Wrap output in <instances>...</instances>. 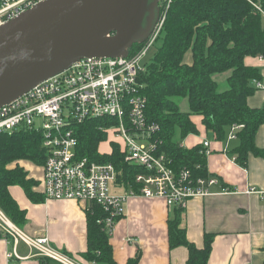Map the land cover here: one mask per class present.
I'll list each match as a JSON object with an SVG mask.
<instances>
[{
  "label": "trees",
  "instance_id": "1",
  "mask_svg": "<svg viewBox=\"0 0 264 264\" xmlns=\"http://www.w3.org/2000/svg\"><path fill=\"white\" fill-rule=\"evenodd\" d=\"M260 2L264 8V0ZM166 14L163 30L155 42L160 45L140 76L147 101L145 114L150 122L156 121L160 126L153 136L159 140V151L171 160L169 165L175 172L187 167L197 177L208 176L207 157L200 152L203 143L192 148L181 143L187 135L199 132L192 119L199 114L207 131L220 141L228 138L233 126L242 124L236 131L239 144L230 152L238 164L246 166L251 154L264 157V149L255 141L257 131L264 125V107L252 108L248 104V97L258 88L253 80H260L261 73L246 63L247 57L264 58L262 13L248 0H175ZM142 45H134L129 54L137 53ZM188 52L191 62L185 59ZM224 72L230 73L229 87L221 91L215 75ZM176 98L188 100L189 110H181ZM102 123L96 119L80 126L78 155L113 162L119 171V184L137 187L135 178L144 171L143 167L125 162L115 144L111 154L99 153V143L107 138L100 128ZM25 158L44 164L41 135L25 129L0 133V207L19 228L27 223V212L18 205L9 188L21 186L34 203L45 200L43 192L35 190L40 182L19 162ZM89 206L88 249L83 257L92 262L117 264L111 235L99 222L103 211L95 203ZM182 214L183 210L175 207L174 217L168 221L170 248L187 246L186 264H209L214 235L206 233L204 246L197 247L187 239ZM42 258V264H51L47 259L56 262ZM137 258L129 259L128 264H136Z\"/></svg>",
  "mask_w": 264,
  "mask_h": 264
},
{
  "label": "built area",
  "instance_id": "2",
  "mask_svg": "<svg viewBox=\"0 0 264 264\" xmlns=\"http://www.w3.org/2000/svg\"><path fill=\"white\" fill-rule=\"evenodd\" d=\"M43 1L46 0H0V27ZM174 1L160 0V17L154 31L134 55L82 57L0 108V133L25 129L41 135L45 152V199H74L87 203V209L95 203L103 211L99 222L110 235L116 220L124 215L130 197L160 196L170 208L185 210L190 199L212 195L210 188L219 182L214 175L197 177L187 167L175 172L169 165L171 160L159 151V140L153 138L160 130L159 124L150 122L145 114L147 101L140 82L144 65L140 61L156 44ZM248 1L264 16L260 0ZM253 83L258 88L262 86L257 79ZM96 119L103 121L100 128L107 135L111 127L116 126L114 131L121 142L113 143L119 147L125 162L143 167L144 171L135 178L137 187L129 186L122 194L112 192L110 184L119 183L116 165L78 155V129L83 123ZM241 127L242 124L233 126L228 139H235ZM209 146L210 143L204 141L200 152L207 155ZM98 150L100 154H107L100 147ZM230 190L235 189L224 188V192ZM0 232L16 239L8 254L10 261L14 257L22 258L17 248L21 239L36 250L33 255L62 264H79L67 253L49 246L47 237L31 238L21 234L1 208Z\"/></svg>",
  "mask_w": 264,
  "mask_h": 264
},
{
  "label": "crops",
  "instance_id": "3",
  "mask_svg": "<svg viewBox=\"0 0 264 264\" xmlns=\"http://www.w3.org/2000/svg\"><path fill=\"white\" fill-rule=\"evenodd\" d=\"M186 61H192L191 53ZM246 63L260 70L261 79L258 81L262 84L248 97V104L252 108H263L264 59L247 57ZM229 74L224 72L215 78L221 91L229 87ZM199 116V122L194 116L192 119L200 136H190L184 143L189 148L204 141L210 143L206 168L208 174L216 176L219 182L210 188L212 195L190 199L183 210L182 224L187 229V239L201 248L205 244V234L214 235L209 264H264V157L251 154L246 166L238 164L230 154L238 141L217 140L212 132L207 131L202 116ZM255 141L264 149V125L257 131ZM29 175L32 176L30 172ZM40 184L35 190L44 194L43 184ZM227 186L235 190L224 192ZM112 188V192L118 194L127 190L119 183H113ZM251 188L255 192H248ZM9 191L27 212V223L18 227L21 234L31 238L45 236L49 246L70 257L84 264L99 263L83 257L88 249L87 203L74 199H45L34 203L19 185H12ZM126 202L125 213L116 220L110 238L117 264H128L129 259L137 256L136 264H186L188 247L170 248L169 244L168 221L174 217L175 207L170 208L160 196L130 197ZM18 240L17 248L22 258L14 257L10 261L8 254L16 239L5 234L0 236V264H42L43 258L33 255L36 250ZM47 260L51 264H62Z\"/></svg>",
  "mask_w": 264,
  "mask_h": 264
},
{
  "label": "water",
  "instance_id": "4",
  "mask_svg": "<svg viewBox=\"0 0 264 264\" xmlns=\"http://www.w3.org/2000/svg\"><path fill=\"white\" fill-rule=\"evenodd\" d=\"M159 3L46 0L10 20L0 27V108L82 57L127 56Z\"/></svg>",
  "mask_w": 264,
  "mask_h": 264
},
{
  "label": "rangeland",
  "instance_id": "5",
  "mask_svg": "<svg viewBox=\"0 0 264 264\" xmlns=\"http://www.w3.org/2000/svg\"><path fill=\"white\" fill-rule=\"evenodd\" d=\"M151 1H153V0H151ZM152 14H154V17L151 20V22L149 24L144 22V26L142 28L143 29L142 35L144 36V40L147 39L151 35V33L154 31V28L156 26L157 21L159 20L158 6H154V8L152 9ZM147 28L149 30H147ZM159 45H160V43L157 42V44L152 46L147 51V53L142 57V59L140 61L141 65H145V64L149 63L152 60L153 55L156 52V50H157ZM187 54L190 55V53H187ZM187 54L185 56L186 58L189 57V55H187ZM216 76H218V74L215 75V78H216ZM220 89L222 90L221 86H220ZM175 100H177L179 102L181 110H184V111H188L189 110L188 100H186L185 98H182V99L176 98ZM193 116H194L195 121L198 120V122H199L200 116L198 114L197 115H193ZM115 129H116V126H112L111 129H110L111 132H110V134L107 135V138L99 143L100 150L103 153L111 154V152H113V149H114V145H113L114 143L113 142H118V143L121 142V139L119 137H117L116 134H115V131H114ZM190 136L191 137L194 136V137L197 138L200 135L198 133L197 134H189V135H187L186 138H184L183 141L181 142L185 147H187V145H185L184 141L186 139L188 140V138ZM204 137H207V136H204ZM19 162L21 163V165L24 167L25 170H28L30 172V174L32 176H34V177H36L38 179L41 178L39 182L43 184V178L42 177H44L43 176L44 164H39L38 162H35V161H33L31 159H28V158H25L24 160H19ZM110 187L112 188V184H110ZM40 257H42V256H40ZM74 260L77 261L79 264H84L81 261H78L76 259H74ZM98 264H106V263L104 261H100Z\"/></svg>",
  "mask_w": 264,
  "mask_h": 264
}]
</instances>
